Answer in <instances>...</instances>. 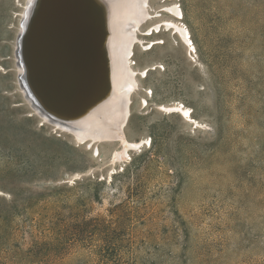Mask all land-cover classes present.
<instances>
[{
	"label": "rangeland",
	"instance_id": "1",
	"mask_svg": "<svg viewBox=\"0 0 264 264\" xmlns=\"http://www.w3.org/2000/svg\"><path fill=\"white\" fill-rule=\"evenodd\" d=\"M30 1L0 0V264H264V0H179L193 45L151 0L121 161L32 98Z\"/></svg>",
	"mask_w": 264,
	"mask_h": 264
},
{
	"label": "bare ground",
	"instance_id": "2",
	"mask_svg": "<svg viewBox=\"0 0 264 264\" xmlns=\"http://www.w3.org/2000/svg\"><path fill=\"white\" fill-rule=\"evenodd\" d=\"M31 1L33 4L36 3L33 7L34 11L35 9L38 10L39 4V14L34 23L36 33L41 30V22L44 21V13H46L45 21L48 23V30L45 29V33L47 31L48 34L44 35L43 41H46L48 48L50 46L55 48V51L51 48L48 52V60L51 59L52 61L54 54L57 72L65 74L66 83L78 81L77 75H80L81 79L89 80L88 76L91 77L93 72L96 71L97 73L99 70H102L104 77L102 82L99 81L98 92L88 100L82 111L71 112L69 108H66L68 104L59 99L64 100L57 88L54 89L56 85L52 79H48V77L50 78L49 74H44L43 66L44 68L47 66L45 57H42L44 51L42 53L41 47L37 44L31 52L32 49L25 42V34L29 24L26 21L21 29V32L24 31V33L22 36L19 35L21 42L18 43L19 45L17 44L20 53L18 71L21 74L24 73L32 98L37 103L39 99L36 96H39L43 104L58 118L55 120L58 123H63V125L56 124L58 130L70 132L79 142H84L87 145L92 143L93 152L98 146V157L102 155L100 143L118 141L122 146L121 150L114 152L115 157L120 161L125 159L130 154V150L137 148L140 144V142L128 140L124 133H126L132 115L134 94L140 87V78H142L141 71H138V68L133 64V58L136 55L138 43L142 41L140 34L144 33L145 35L146 33L143 32V26L155 18L156 12H152L150 9L151 0H77L79 4L77 3L73 16L70 14L71 10L65 12V9L70 8V3L74 0ZM171 1V3L164 5L161 11L170 13L174 19L167 20L162 26L171 24V30L176 29V33L185 45L187 42L193 45L190 31L180 21L183 12L178 6L179 0ZM28 11L29 6L23 14L24 18L29 16ZM68 19L71 20L70 23ZM157 24L154 25L156 26L154 33L158 28L160 29ZM37 36L39 34L35 35L36 39H38ZM77 44H79V53L82 58L78 64L75 63L74 59V55L77 53ZM99 46L102 47L100 54L104 56L103 64L96 61L93 55L94 52L99 51L97 50ZM91 55L94 59L92 61H90ZM32 57L33 63L31 62ZM25 59L28 65V73ZM38 107L42 113L47 114L43 108L39 105ZM164 108L180 114H188L190 111L189 107L181 108L180 105H166ZM47 115L50 117L49 114ZM190 118L194 119L192 114H190ZM42 120L49 123L45 117ZM69 122L72 124L71 126L64 125V123ZM113 158L114 154L111 160Z\"/></svg>",
	"mask_w": 264,
	"mask_h": 264
},
{
	"label": "water",
	"instance_id": "3",
	"mask_svg": "<svg viewBox=\"0 0 264 264\" xmlns=\"http://www.w3.org/2000/svg\"><path fill=\"white\" fill-rule=\"evenodd\" d=\"M77 3L79 4V2L77 0L72 1V3H70V6H69L71 9L68 7L67 8L65 7L66 8L65 12L71 10L72 12H70V14L73 16V14H74L73 11L77 7ZM38 14H39V4H38V10L35 9L32 17L29 21V25H28V28H27V31L25 34V40H26L25 42H27L28 47H30V49H32L31 52L33 51V48H35L37 46V44H39V46L41 47L40 51L41 52L44 51V53L42 52L44 54V55L42 54V57L43 56L45 57V62L47 64V66H45V68L43 66L44 74L45 73L47 75L49 74L50 78L48 77V79L49 80L52 79V81L56 85V87H54V89L57 88V91L60 93L62 98L67 101V102H65L64 100H62L61 98L58 97L63 103L68 104V106L66 108H69V110L71 112H75V113L82 111L83 106L88 102V100L91 99L96 94V92H98V89L100 87L99 81L102 82L104 79L103 72H102V70H99L97 73H96V71L93 72L91 77H90V75L88 76L89 80H87L85 78L81 79L80 75H77L78 81H76L75 83L68 81V84H67L66 83L67 78H66L65 74L57 72V68H56L57 64L54 61V59H55L54 54L52 57L53 58L52 61H51V59L48 60L49 59L48 58V52L51 50V48H52V50L54 49V51H55V48L51 47V46L48 48L46 41H43L44 35L48 34L47 31L45 33V29H47V26H48V23L45 21L46 13H44V21L41 22V24H42L41 30H39L38 33H36V29L34 31V28H35L34 23H35L36 18L38 17ZM46 18H47V16H46ZM68 21H69V23L71 22V20H69V19H68ZM72 26H70V27H72ZM93 28H95V27L93 26ZM31 33H33V34H31ZM38 34H39V36H37L38 39H36L35 35H38ZM34 38L37 42L36 44L34 42ZM25 42H24V47L26 46ZM24 47H23V51H24ZM76 49H77V53H75L74 59H75V63L78 64V62L80 61V58H81V55L79 53V51H80L79 50L80 49L79 44L76 45ZM97 50H99V51L95 50L96 52H94L93 55L96 58V61H98L100 64H103L104 63V59H103L104 56L102 54H100V50H102V47L99 46V49H97ZM24 57H25V54H24ZM87 58H88V56H87ZM90 58H91L90 61H92V59H93L92 55L90 56ZM24 62L26 65L27 73H28L29 71H28V65H27L26 59ZM31 62L33 63V57L31 59ZM43 63H44V61H43ZM22 79H23V75H22ZM27 79H28V77H27ZM105 81L107 82L106 79H105ZM60 86H63V87H60ZM36 97L39 99V102H37V104L41 108H43L45 113L49 114L51 116V118H53V119H58L53 114V112L43 104V102L40 100V97L39 96H36ZM49 121L51 122V120H49Z\"/></svg>",
	"mask_w": 264,
	"mask_h": 264
},
{
	"label": "trees",
	"instance_id": "4",
	"mask_svg": "<svg viewBox=\"0 0 264 264\" xmlns=\"http://www.w3.org/2000/svg\"><path fill=\"white\" fill-rule=\"evenodd\" d=\"M101 261L105 264L107 257L105 255H100Z\"/></svg>",
	"mask_w": 264,
	"mask_h": 264
}]
</instances>
